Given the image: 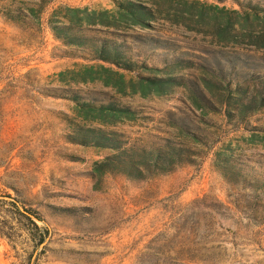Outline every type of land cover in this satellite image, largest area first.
<instances>
[{"label":"rangeland","instance_id":"374dc122","mask_svg":"<svg viewBox=\"0 0 264 264\" xmlns=\"http://www.w3.org/2000/svg\"><path fill=\"white\" fill-rule=\"evenodd\" d=\"M126 1L53 0L40 10L39 0H0V229L8 236L0 237V264H264V50L215 43L216 25L237 22L215 7L239 10L234 0H131L153 19L117 26L118 34L131 60L159 71L117 69L52 35L51 24L76 21L69 9L118 16ZM238 2L264 8V0ZM92 28L85 33L106 30ZM173 57L192 65L173 67ZM221 69L233 91L213 88L212 102L192 115L194 85L219 80ZM146 77L181 84L158 90ZM74 94L134 115L82 113L67 99ZM173 118L208 147L194 165L142 181L95 177L113 152L75 139L80 128L157 142ZM12 204L31 208L35 226Z\"/></svg>","mask_w":264,"mask_h":264},{"label":"trees","instance_id":"16d2710c","mask_svg":"<svg viewBox=\"0 0 264 264\" xmlns=\"http://www.w3.org/2000/svg\"><path fill=\"white\" fill-rule=\"evenodd\" d=\"M53 0H39L40 10ZM219 3L224 0H216ZM240 7L239 10H226L224 7L216 6L219 13H228L237 16V22L230 19L214 27V41L219 46L231 45V47H254L255 49L264 50V8L252 3L246 5L240 4L234 0ZM204 6V4H202ZM76 21L67 20V24L50 25L53 37L65 46L76 47L84 50L92 60H98L117 69L124 71H134L137 65L147 70L159 71L154 68H147L143 63L136 64L131 60L122 42L123 36L119 35L117 26L130 28L132 26L147 27L148 21L153 19L152 10L143 4L133 1L118 3V16H109L108 11L96 12L87 9H69ZM31 14H36L34 9H29ZM39 12V11H38ZM82 15L78 17V15ZM37 15V14H36ZM67 16H65L66 19ZM202 19L201 15H198ZM178 16L174 18L178 22ZM257 24L258 31L252 33L254 24ZM85 26L86 30L82 27ZM95 26L102 27L99 36L86 34L95 30ZM110 28L117 31H109ZM91 30V31H89ZM173 67L192 65V62L176 59L171 60ZM204 69V68H203ZM206 70V69H205ZM208 73V72H207ZM213 75V73H212ZM219 80H212L202 77L198 85H194L189 98L188 112L192 115L194 111H202V103H211L215 97L213 88L231 89L232 82L228 78V71L221 69L216 73ZM146 86H154L158 90H164L170 85L181 84L178 79L173 78H144ZM234 92H237L234 90ZM69 100L73 101L79 107L82 113H95L100 117H110L115 120L120 118H130L134 115L133 110L127 107H121L114 104L97 105L85 102H78L76 94L69 95ZM242 109H245L243 107ZM170 130L167 132L169 137L157 138V142L151 143H130L122 140L120 135L115 132L106 133L100 129H75V139L79 144L92 146L98 149L110 150L113 152L104 161L94 167L93 175L102 177L104 174L121 175L129 180L142 181L150 177L169 174L177 168L185 165H194L197 158L203 154L201 147H208L202 136L197 131H192L181 120L171 119ZM259 189L264 190V181L257 185ZM21 203V202H20ZM12 206L16 208L13 204ZM21 207H24L23 205ZM19 217L25 219L29 224L35 226L31 220L32 217H38L31 208H16ZM39 219V217H38ZM0 237L6 238V234L0 229ZM45 240L42 236L38 243Z\"/></svg>","mask_w":264,"mask_h":264}]
</instances>
